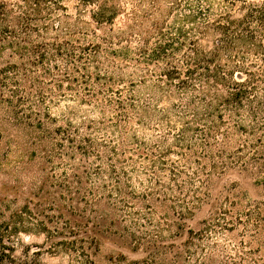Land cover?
Wrapping results in <instances>:
<instances>
[{
	"label": "trees",
	"instance_id": "16d2710c",
	"mask_svg": "<svg viewBox=\"0 0 264 264\" xmlns=\"http://www.w3.org/2000/svg\"><path fill=\"white\" fill-rule=\"evenodd\" d=\"M80 3L108 27L98 42L60 0H0V144L50 164L0 153L17 181L0 188V264H41L22 234L68 264H98L113 235L146 256L112 262L264 264V199L213 181L237 170L264 187V0ZM214 193L218 210L179 241Z\"/></svg>",
	"mask_w": 264,
	"mask_h": 264
},
{
	"label": "rangeland",
	"instance_id": "374dc122",
	"mask_svg": "<svg viewBox=\"0 0 264 264\" xmlns=\"http://www.w3.org/2000/svg\"><path fill=\"white\" fill-rule=\"evenodd\" d=\"M64 6V10H59V14H63L65 10L70 14L69 20L74 23L75 27L77 28L76 37L79 38L80 41L84 43L88 42H98L100 41V36L103 35V33L108 29L107 25H102L98 28V25L93 21L91 18V9L93 8L91 5L88 4V6H82L80 3V0H60ZM255 1H261V0H255ZM80 8L82 10V13L80 11ZM123 15L118 17L116 20V26L121 25L123 22ZM57 21V20H55ZM94 29V30H93ZM95 31V34H94ZM5 58H3L1 61L4 62ZM67 103H62L60 108L54 109V113L57 115L62 114V112L65 111ZM94 116H97L96 114ZM63 121L60 120L58 124H62ZM8 138H4L3 141L0 144V153H9L7 155V160H10L13 165H15V160H18L16 165H22L24 162L34 160V161H43L42 164H47V166H50L48 162L43 159L42 154L37 155H30L31 152H22L21 148H16L14 143H7ZM10 149L14 150V153L11 154L9 151ZM66 159L64 157H54V161H62ZM11 169V168H10ZM14 168H12L13 170ZM61 169H57V173H60ZM214 183L221 187V190H225V192L228 190V187L232 185L233 182H236L238 184V188L236 191H239V199L243 203H246L248 200H251L253 198L257 199H264V187L263 186H256L251 179H247L242 175V173L238 172L237 170L232 171H226L222 174H217L213 177ZM17 181H15V177L11 176L9 174H6L0 170V188L2 192L6 194H12L13 190H10V186L12 184H16ZM245 191H248V196L243 195ZM258 193L260 194L259 196ZM212 196L210 199V205L205 204L201 209L196 210V215L193 218H187L185 220V229L183 230V237L178 239L179 241L184 239L185 236H187V228L192 227L194 229H198L201 227V221L204 218H210L215 210H218L219 205L222 202V198H214ZM167 212L170 213V216H172V211L169 206H166ZM210 208V210H209ZM242 230V227L240 229H237L233 233L225 231L224 233H220L218 240L221 246H226L228 244V240L230 237H233L237 235L238 231L240 232ZM264 236V231L261 234ZM24 238L25 244H32V245H39L42 246L40 256V263L41 264H68V258L63 257L62 255H54L50 254L47 251V245L45 244V238L41 234H34L30 238L25 236L24 234L21 235ZM19 248H21L19 246ZM20 253V252H19ZM121 255H124V257L127 258V261L130 260H136L141 259L146 256V253L144 249L134 250L130 244L124 239L120 238L119 236L113 235L109 236L107 238H104L102 240L101 244V251L98 254L97 257V263L98 264H123L120 261L112 262L111 258L115 257H122Z\"/></svg>",
	"mask_w": 264,
	"mask_h": 264
}]
</instances>
